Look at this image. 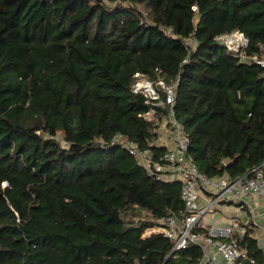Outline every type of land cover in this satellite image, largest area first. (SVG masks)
I'll return each mask as SVG.
<instances>
[{
	"label": "trees",
	"instance_id": "16d2710c",
	"mask_svg": "<svg viewBox=\"0 0 264 264\" xmlns=\"http://www.w3.org/2000/svg\"><path fill=\"white\" fill-rule=\"evenodd\" d=\"M234 31L264 58V0H0V264H196L199 247L143 236L181 217L180 182L110 142L166 150L139 73L176 83L201 174L264 172V67L215 40ZM241 244L264 264L249 231Z\"/></svg>",
	"mask_w": 264,
	"mask_h": 264
},
{
	"label": "built area",
	"instance_id": "2783aa9c",
	"mask_svg": "<svg viewBox=\"0 0 264 264\" xmlns=\"http://www.w3.org/2000/svg\"><path fill=\"white\" fill-rule=\"evenodd\" d=\"M192 9L195 10V7ZM215 40L236 54L240 62L264 67V58L258 59L245 54L248 39L243 33L234 31L217 36ZM134 77L131 90L143 97L148 108L140 117L154 123L152 132L157 135L154 144L166 150L154 158L148 150H141L136 143L119 133L113 136L110 145L125 149L135 157L147 176L160 182H180V198L184 207L181 217L166 216L158 222L159 225L146 230L143 236L163 235L172 242L170 255L190 246L199 247L202 256L196 264H255L241 242L247 231L257 225L256 222L250 224V221L242 222L232 218L225 227H210L206 233L198 230L203 226V218L222 205L238 204L241 208L251 196L264 198L262 166L254 167L236 179L227 176L209 178L201 174L187 154L190 139L184 127L174 117L176 83L165 82L159 77L151 80L139 73ZM201 199L205 203L201 204Z\"/></svg>",
	"mask_w": 264,
	"mask_h": 264
},
{
	"label": "crops",
	"instance_id": "0c3cea01",
	"mask_svg": "<svg viewBox=\"0 0 264 264\" xmlns=\"http://www.w3.org/2000/svg\"><path fill=\"white\" fill-rule=\"evenodd\" d=\"M200 203H205V200L201 199ZM232 218H237L242 222L250 221V224L257 223V225H251L249 237L255 240L258 249L264 254V198L251 196L241 208L238 204L222 205L203 218V226L200 230L206 231L210 227H225Z\"/></svg>",
	"mask_w": 264,
	"mask_h": 264
},
{
	"label": "rangeland",
	"instance_id": "374dc122",
	"mask_svg": "<svg viewBox=\"0 0 264 264\" xmlns=\"http://www.w3.org/2000/svg\"><path fill=\"white\" fill-rule=\"evenodd\" d=\"M145 234H146V232H145Z\"/></svg>",
	"mask_w": 264,
	"mask_h": 264
}]
</instances>
